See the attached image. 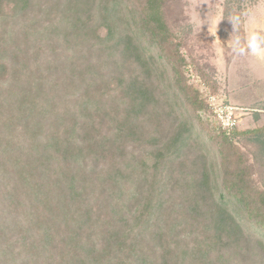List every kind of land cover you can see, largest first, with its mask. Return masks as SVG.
Returning <instances> with one entry per match:
<instances>
[{
    "label": "trees",
    "instance_id": "16d2710c",
    "mask_svg": "<svg viewBox=\"0 0 264 264\" xmlns=\"http://www.w3.org/2000/svg\"><path fill=\"white\" fill-rule=\"evenodd\" d=\"M182 10L0 0V264H264V127L199 116Z\"/></svg>",
    "mask_w": 264,
    "mask_h": 264
},
{
    "label": "rangeland",
    "instance_id": "374dc122",
    "mask_svg": "<svg viewBox=\"0 0 264 264\" xmlns=\"http://www.w3.org/2000/svg\"><path fill=\"white\" fill-rule=\"evenodd\" d=\"M172 28L184 43L187 76L207 108L199 116L230 133L264 127V0H183ZM237 108L236 125L224 130L210 105ZM264 158V134L238 137Z\"/></svg>",
    "mask_w": 264,
    "mask_h": 264
},
{
    "label": "built area",
    "instance_id": "2783aa9c",
    "mask_svg": "<svg viewBox=\"0 0 264 264\" xmlns=\"http://www.w3.org/2000/svg\"><path fill=\"white\" fill-rule=\"evenodd\" d=\"M209 101L213 113L223 129L231 130L234 128L236 125L235 114L238 109L232 106L216 105L214 97H209Z\"/></svg>",
    "mask_w": 264,
    "mask_h": 264
}]
</instances>
